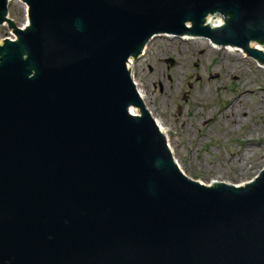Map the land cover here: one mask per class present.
Here are the masks:
<instances>
[{"label":"water","instance_id":"1","mask_svg":"<svg viewBox=\"0 0 264 264\" xmlns=\"http://www.w3.org/2000/svg\"><path fill=\"white\" fill-rule=\"evenodd\" d=\"M22 2L26 27L0 0V264H264V167L187 176L129 69L166 33L264 64V0Z\"/></svg>","mask_w":264,"mask_h":264},{"label":"rangeland","instance_id":"2","mask_svg":"<svg viewBox=\"0 0 264 264\" xmlns=\"http://www.w3.org/2000/svg\"><path fill=\"white\" fill-rule=\"evenodd\" d=\"M24 6L9 3L8 16L19 25L26 23ZM185 35L153 38L131 72L148 109L169 125L173 157L187 176L244 184L264 167V69L205 37L185 44ZM5 37L12 32L0 26V40Z\"/></svg>","mask_w":264,"mask_h":264},{"label":"bare ground","instance_id":"3","mask_svg":"<svg viewBox=\"0 0 264 264\" xmlns=\"http://www.w3.org/2000/svg\"><path fill=\"white\" fill-rule=\"evenodd\" d=\"M25 7V6H24ZM27 7V6H26ZM25 7V8H26ZM28 9H29V7H27L26 8V23L25 24H23V25H21V27H26L28 24H29V22H28ZM207 23L208 24H210L212 27H217V26H219V25H221L222 24V19H221V17L220 16H214V17H212V16H210L209 18H208V20H207ZM189 26H190V23H189ZM172 36L174 35V34H171ZM158 36H167V37H170V34H161V35H158ZM158 36H156V37H158ZM156 37H154V39L156 38ZM199 38V37H197V36H193V35H189V34H186L185 35V37H184V39H185V41L186 42H184L185 44H191V45H193V44H195V43H197L199 40H197V39H194V38ZM12 38H14V37H12ZM208 39V38H207ZM151 44V43H150ZM211 44H212V46L214 47V48H220V46L221 45H217V44H215V43H213V42H211ZM251 44H253V47H252V45ZM250 44V46L252 47V48H254V49H256V50H260V51H262L263 53H264V46L263 45H261V44H258V43H256V42H252ZM148 47H149V44L147 45V47L145 48V54H144V56H146L147 55V50H148ZM222 49H225V50H227V52L229 53V54H233V53H240V54H244V56H247L246 55V52L242 49V48H235L234 46H231V45H226V46H222L221 47ZM245 52V53H244ZM254 61H255V63H257V65H258V68L259 69H264V64H260L259 62H257L255 59H253ZM133 62V63H132ZM134 64V65H133ZM133 66H134V70H135V68H136V61H134V60H131L130 61V63H129V69H130V71H133ZM137 69V68H136ZM134 72H131V74H132V78H133V80H134V82H135V85H136V87H137V90H138V93H139V95H140V97H141V99L143 100V102L145 103V106H146V108L148 109V105H147V96H146V93H145V90L142 88V90H141V87L143 86H141V84H140V82H139V79L137 80V78H135V75L133 74ZM131 111H133V113L134 114H137V113H139V111H138V109L137 108H132L131 109ZM148 111L150 112V114H151V116L155 119V121H156V123H157V125H158V128H159V130L165 135V137H166V140H167V143H168V146H169V148H170V150H171V152H172V155H173V152H175L174 151V148H173V146H172V140L173 139H171V135H170V127H169V125H164V123H163V121L161 120H159V119H157L155 116H154V114H152V111H151V108H150V110L148 109ZM197 112V111H196ZM177 161V160H176ZM177 164H178V162H177ZM179 165V164H178ZM180 167V166H179ZM184 173V172H183ZM200 182V181H199ZM212 182H214V181H212ZM212 182H210V183H212ZM201 183H203V182H201ZM209 183V184H210ZM208 185V184H207ZM234 185V184H233ZM240 185H242V184H240Z\"/></svg>","mask_w":264,"mask_h":264}]
</instances>
